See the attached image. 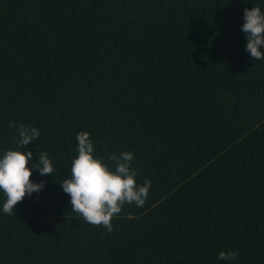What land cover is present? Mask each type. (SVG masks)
Returning a JSON list of instances; mask_svg holds the SVG:
<instances>
[{
	"label": "trees",
	"instance_id": "16d2710c",
	"mask_svg": "<svg viewBox=\"0 0 264 264\" xmlns=\"http://www.w3.org/2000/svg\"><path fill=\"white\" fill-rule=\"evenodd\" d=\"M264 0H0V156L46 152L44 188L3 213L0 264H264V60L245 8ZM264 52V47L261 48ZM10 123L38 128L21 146ZM131 151L143 207L108 232L60 183L78 155Z\"/></svg>",
	"mask_w": 264,
	"mask_h": 264
},
{
	"label": "clouds",
	"instance_id": "9594fccd",
	"mask_svg": "<svg viewBox=\"0 0 264 264\" xmlns=\"http://www.w3.org/2000/svg\"><path fill=\"white\" fill-rule=\"evenodd\" d=\"M242 32L247 40L246 52L253 60H264V11L260 7L245 8ZM19 137L18 143L26 146L39 139L40 131L31 125L10 123ZM78 155L71 161L70 178L60 183L64 193L70 196L71 211L80 215L85 222L113 231L112 220L118 217L125 205L143 207L151 190V181L145 179L141 184L136 177L138 171L132 167L135 154L131 151L112 153L108 159L115 164L112 168L94 155L95 148L90 133L77 134ZM31 150H6L0 156V192L6 197L3 213L13 215L16 205L32 193L40 192L44 183H34L30 177L38 169L42 176H53L55 168L46 152L38 154V163L32 161ZM236 252L221 251L218 259L231 264Z\"/></svg>",
	"mask_w": 264,
	"mask_h": 264
}]
</instances>
